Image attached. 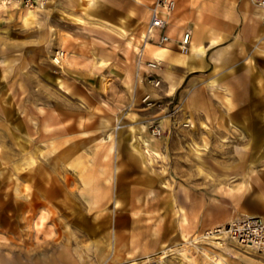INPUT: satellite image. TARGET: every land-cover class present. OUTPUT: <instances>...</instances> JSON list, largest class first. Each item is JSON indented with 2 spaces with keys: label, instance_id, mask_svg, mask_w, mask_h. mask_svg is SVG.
I'll use <instances>...</instances> for the list:
<instances>
[{
  "label": "rangeland",
  "instance_id": "374dc122",
  "mask_svg": "<svg viewBox=\"0 0 264 264\" xmlns=\"http://www.w3.org/2000/svg\"><path fill=\"white\" fill-rule=\"evenodd\" d=\"M172 1L176 44L159 56L164 44L142 39L150 0H45L32 14L0 3V264H264L201 236L264 218V37L200 43L213 65L184 79L176 66L190 52L180 7H222L218 32L231 7H264ZM130 235L150 253L121 260Z\"/></svg>",
  "mask_w": 264,
  "mask_h": 264
},
{
  "label": "crops",
  "instance_id": "0c3cea01",
  "mask_svg": "<svg viewBox=\"0 0 264 264\" xmlns=\"http://www.w3.org/2000/svg\"><path fill=\"white\" fill-rule=\"evenodd\" d=\"M140 3H144L145 0H136ZM248 7H231L232 13V22L227 23L225 27L229 28L226 31H216L214 28H218V21L220 19L219 14H221L222 7H215L216 10L214 12L209 11V14L206 13L205 8H203L202 18H198L196 15V8L192 7H184L178 9L177 18L181 16H189L191 17L190 25L185 29L190 31V52L187 55H178V58L182 60L177 63V68L183 73V79L189 72H196L200 69H209L212 64V59L200 53L199 45L203 43V45H207L210 43H230L232 45H247L252 42L254 38L264 37V16L261 13L257 12L255 7L251 5H247ZM213 8V7H212ZM23 10H21V13ZM196 13V14H195ZM193 17V18H192ZM208 17V18H207ZM179 29V28H178ZM184 29V30H185ZM167 30V29H166ZM173 25L171 26L170 31H167L170 39L167 43L163 45L161 49L154 50V54L159 56L164 52L166 47L173 48L176 44L174 40L171 41V37L174 36L173 33ZM143 33V37H144ZM181 36V35H180ZM176 39L178 43V39ZM148 42H146L147 44ZM170 43V45H168ZM181 48V47H180ZM147 49L151 50L149 46ZM206 50H204L205 52ZM208 52V50L206 51ZM205 52V53H206ZM103 61L106 62L105 59ZM174 84L170 85V88H173ZM184 219L185 217L182 216ZM127 220H130L128 215L119 214L115 219L117 226H123ZM220 221L215 222L217 224ZM147 236V235H146ZM149 240L146 239V247L136 246V243H132L131 235L127 238L126 248L121 250L119 255L121 260H127L133 255L140 254L141 257H144L150 253L148 249ZM169 250V248H168ZM113 250L105 255V258L113 256ZM57 258V256H56ZM58 259V258H57ZM145 260V259H144ZM143 260V261H144ZM57 261L54 259V255L51 254L50 264H55ZM57 264H67L66 261L62 263L58 262Z\"/></svg>",
  "mask_w": 264,
  "mask_h": 264
},
{
  "label": "built area",
  "instance_id": "2783aa9c",
  "mask_svg": "<svg viewBox=\"0 0 264 264\" xmlns=\"http://www.w3.org/2000/svg\"><path fill=\"white\" fill-rule=\"evenodd\" d=\"M45 0H4L7 4H42ZM257 5L264 7V0H252ZM173 5L172 0H150L149 15L145 26L143 41H153L163 45L169 41L167 33V13ZM190 42V31H182L178 45L185 49ZM204 240H211L222 244L225 239L235 241L242 246H249L256 251L264 253V218L258 215H242L233 217L226 222L214 224L202 233ZM144 264H158L151 258Z\"/></svg>",
  "mask_w": 264,
  "mask_h": 264
},
{
  "label": "bare ground",
  "instance_id": "6f19581e",
  "mask_svg": "<svg viewBox=\"0 0 264 264\" xmlns=\"http://www.w3.org/2000/svg\"><path fill=\"white\" fill-rule=\"evenodd\" d=\"M0 3L1 4H4V5H8L9 7H17V6H21V7H23V8H26V10H27V12H30L31 14H32V12H34V7L32 6V5H30V4H19V3H10V4H7L6 2H4V0H0ZM40 5H42V4H40ZM25 10V11H26ZM29 13V14H30ZM168 14V13H167ZM166 18H168V17H166ZM168 21H169V19H167ZM145 33V32H144ZM142 39H143V36H142ZM168 42V41H167ZM166 42V43H167ZM190 43V42H189ZM146 47H147V45H146ZM161 47H163V46H161ZM182 49V48H181ZM59 52V54L61 55V57L62 58H65V54H64V52H63V50H59L58 51ZM59 56H54V60L55 61H59V58H58ZM199 239H200V237L199 236H196V237H192V239H190L189 241L190 242H194V243H196V242H198L199 241ZM211 258V257H210ZM211 260V259H210ZM157 261V260H156ZM158 262V261H157ZM159 264V263H158ZM209 264H210V262H209ZM212 264H222V261H221V259H216L215 258V260L214 261H212Z\"/></svg>",
  "mask_w": 264,
  "mask_h": 264
}]
</instances>
